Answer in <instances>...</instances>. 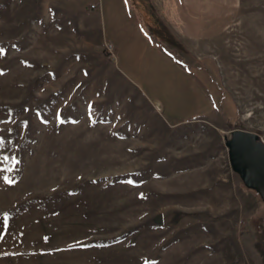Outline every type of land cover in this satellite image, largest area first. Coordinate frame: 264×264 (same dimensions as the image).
Instances as JSON below:
<instances>
[{
	"label": "rangeland",
	"instance_id": "1",
	"mask_svg": "<svg viewBox=\"0 0 264 264\" xmlns=\"http://www.w3.org/2000/svg\"><path fill=\"white\" fill-rule=\"evenodd\" d=\"M142 4L0 0V264H263L226 140L264 141V0L203 59Z\"/></svg>",
	"mask_w": 264,
	"mask_h": 264
},
{
	"label": "crops",
	"instance_id": "2",
	"mask_svg": "<svg viewBox=\"0 0 264 264\" xmlns=\"http://www.w3.org/2000/svg\"><path fill=\"white\" fill-rule=\"evenodd\" d=\"M237 0H144V7L150 12V23L155 28L164 29L165 34L174 38V46L189 52L196 59L211 57L201 47L207 39L223 31L233 20ZM141 6V0H139ZM145 10V11H146ZM161 46V45H160ZM163 47V46H162ZM164 49V48H163ZM208 61L202 70H208ZM212 76V75H211ZM215 76H212V78ZM217 89L224 92L219 86ZM214 79V78H213ZM216 91L219 97V92ZM225 95V92H224ZM207 100L209 97L207 95ZM215 106V104H213ZM207 108L206 113L223 108ZM224 111V110H223Z\"/></svg>",
	"mask_w": 264,
	"mask_h": 264
},
{
	"label": "water",
	"instance_id": "3",
	"mask_svg": "<svg viewBox=\"0 0 264 264\" xmlns=\"http://www.w3.org/2000/svg\"><path fill=\"white\" fill-rule=\"evenodd\" d=\"M226 144L232 166L249 183L264 191V141L250 130L232 127ZM153 219L161 222V214L156 213Z\"/></svg>",
	"mask_w": 264,
	"mask_h": 264
},
{
	"label": "trees",
	"instance_id": "4",
	"mask_svg": "<svg viewBox=\"0 0 264 264\" xmlns=\"http://www.w3.org/2000/svg\"><path fill=\"white\" fill-rule=\"evenodd\" d=\"M249 228L251 231V242L256 246V250L261 257V262L264 264V225L262 224H253L252 220L249 218Z\"/></svg>",
	"mask_w": 264,
	"mask_h": 264
},
{
	"label": "snow or ice",
	"instance_id": "5",
	"mask_svg": "<svg viewBox=\"0 0 264 264\" xmlns=\"http://www.w3.org/2000/svg\"><path fill=\"white\" fill-rule=\"evenodd\" d=\"M3 54H4V50L3 49H0V55H3ZM61 123H63V121H61ZM8 183H13V181H10L9 180ZM0 239H2V237H0Z\"/></svg>",
	"mask_w": 264,
	"mask_h": 264
},
{
	"label": "built area",
	"instance_id": "6",
	"mask_svg": "<svg viewBox=\"0 0 264 264\" xmlns=\"http://www.w3.org/2000/svg\"><path fill=\"white\" fill-rule=\"evenodd\" d=\"M95 5H96L95 3H91V6H93V7H94ZM106 45H107V47H108L109 49H111V48H112V45H111L110 43H107Z\"/></svg>",
	"mask_w": 264,
	"mask_h": 264
}]
</instances>
